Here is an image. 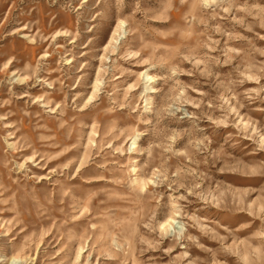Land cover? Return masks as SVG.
<instances>
[{"label": "rangeland", "instance_id": "rangeland-1", "mask_svg": "<svg viewBox=\"0 0 264 264\" xmlns=\"http://www.w3.org/2000/svg\"><path fill=\"white\" fill-rule=\"evenodd\" d=\"M0 264H264V0H0Z\"/></svg>", "mask_w": 264, "mask_h": 264}]
</instances>
